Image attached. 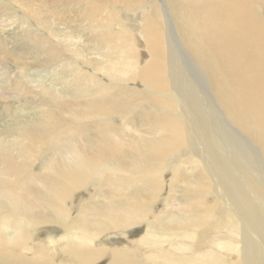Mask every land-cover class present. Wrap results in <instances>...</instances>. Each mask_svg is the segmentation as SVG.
<instances>
[{
  "label": "bare ground",
  "instance_id": "6f19581e",
  "mask_svg": "<svg viewBox=\"0 0 264 264\" xmlns=\"http://www.w3.org/2000/svg\"><path fill=\"white\" fill-rule=\"evenodd\" d=\"M151 1L153 6L141 8L131 26L116 12V6L129 10L132 3ZM65 2L67 7L89 4L83 13L87 30L101 34L107 59L94 64L61 47L79 42L52 30L69 21L59 10ZM14 4L25 11L19 22ZM159 4L0 0V20L7 19L0 29L24 25L43 57L63 65L80 85L70 97L75 101L67 98L73 91L62 96L35 86L45 101L44 119L16 131L19 135L2 147L0 264H264V0ZM168 18L177 42L210 84L217 108L249 150L235 143L232 152L233 141L223 140L210 121L203 125L201 114L213 112L199 109L200 89L192 78L184 76V88L179 84L177 73L184 71L173 70ZM12 54L3 48L0 66L12 60L21 72L29 70V63ZM98 72L113 89L124 78L145 84L149 94L141 93V101L146 125H151L148 139H142L133 118L122 116L134 106L113 97L110 83ZM7 76L0 67V79ZM30 85L16 86L19 95L36 93ZM192 107L195 123L202 125V140L196 142L203 141L206 158L187 157L194 148L188 124L194 121ZM112 116L120 117L122 127ZM127 127L134 134L125 133ZM228 150L231 161L222 157ZM208 155L216 160V173L208 165L199 169ZM190 170L197 175L189 177ZM180 181L183 198L176 196ZM223 230L227 234L219 236Z\"/></svg>",
  "mask_w": 264,
  "mask_h": 264
},
{
  "label": "rangeland",
  "instance_id": "374dc122",
  "mask_svg": "<svg viewBox=\"0 0 264 264\" xmlns=\"http://www.w3.org/2000/svg\"><path fill=\"white\" fill-rule=\"evenodd\" d=\"M163 1H164V3L159 0V3H160L159 6L164 7L165 2H168L169 0H163ZM64 4H65V6L64 7L62 6L63 8L60 7L59 10L61 9L64 14L69 15V21L67 23H59L58 26H53L52 30L54 32L60 33L62 36L70 35L74 40H76V38H78L79 42L76 43V46H73L70 48H68L66 44L62 45L61 47H64L66 50H75V51L79 52L84 57H87L89 60L93 61L94 64H98L99 62H102V60H104L103 58L107 59L108 58L107 53H109V51L106 50V48L104 46L105 44L101 40L102 39L101 34L98 32L87 30L86 21H85L86 16L83 15V13L89 7V4L87 2H85V3H78L77 2V4H75L73 6H71L69 4L68 7H67L66 2ZM153 4L154 3L152 1L147 2V3H139V2H137V4L132 3L131 7H129L130 8L129 10H128V8L116 6V12L119 13V17H121L120 18L121 22H123V23L125 22L124 25L131 26L133 24V21L136 20L133 18H137V16H139L140 9L141 8L148 9L151 6H153ZM66 7L70 8V9H67ZM131 8H133V10ZM8 9H9V7H8ZM14 9L16 10V13H17V14L14 13V15L18 16V18H14V20L19 22V19H21V20L23 19V14L25 11L21 10L19 8V6L16 4H14ZM128 14H130V15H128ZM135 14H137V15H135ZM105 15H103V16L100 15V18L105 17ZM6 21H7V19H4V20L2 19V20H0V23L5 24V23H7ZM29 25L33 26V27L35 26L36 30H38L35 23L32 22V20L29 22ZM23 26L24 25H22L20 23H16L14 25H11L10 28H7L5 30L0 29V53H1L2 49L5 48L6 50H9L11 52V54L13 53L12 56H16L18 59L21 58V60H23V61H21L19 59L21 62L29 63V66H30L29 70L27 68H25L24 72H21L20 70H18L19 69L17 66L18 64H16V62H13L12 60L8 61V62L5 61L2 65V66H4V68L7 69L8 76L6 78L0 79V152L2 150V147L5 146V143L7 141H9V140L12 141L15 138V136L19 135L17 132H19L22 128L23 129H29V127L31 125L34 126L33 125L34 123H36L37 121L40 122L41 120L44 119L43 109H44L45 101L43 99H41L42 97L39 95V92L35 86L40 84V85L50 89L52 92L57 93L58 95H62V96H67L68 93H69V95H71L70 92L73 91L72 96L67 97V98H69V100H73V98H70V97H73V95L76 94V92L74 90L78 89V86H80L78 84L79 82H77L78 79L76 80L74 74H72L69 70L65 69L63 67V65H61L59 63H53V65H52V63L50 64V61H49L50 56L45 55L43 57V55H44L43 50L38 46H37L38 47V50H37V47L29 41V37H31L32 34L28 33L26 31V29L23 28ZM168 26L171 27L172 36L174 37V39H172L171 47H169V51H171L169 53H170V56H172L171 58H172V63H173V67H174L173 70H175L177 72L184 71L181 73L182 75L180 73H177V78L179 80V84L182 85V87L184 88V84L182 82L183 78H185L184 76L188 77V79L192 78L193 81L198 86V88L200 89L199 90V96L201 98L202 106L199 109L204 108L209 113L213 112L212 115L211 114H203V115L201 114V116L203 118L202 121L204 122L203 125L205 124L206 121H210V124H212L214 127H216L219 130L220 137L223 140H225L231 144L233 141L232 149H231L232 152L235 153V143H238L241 146V149L249 150L248 145H247L246 141L243 139V137L241 136V138H240V135L238 133L232 132L234 130L231 127L230 123L226 121L225 116L217 108L213 97L210 95V84L208 83L205 76H203L202 74L199 73V71H198L199 66L196 65V62L191 59L188 52L185 51L183 49V47L181 46V44H179L177 42V39H176L175 35L173 34L172 25H171L169 18H168ZM24 29H25V31H24ZM2 43H4V44H2ZM29 47H30V49H29ZM20 53L24 54V56H19V55H22ZM143 53H144V51L142 49V55H143ZM109 56H110L109 58H111V53L109 54ZM45 57H47V58H45ZM173 57L176 58V60H178V64H176L177 62L174 63V61H176V60ZM94 60L99 61V62H96ZM31 61H33L35 63L33 64V62H31ZM36 61H39V62H36ZM44 61H45V63H44ZM30 63H31V65L33 64V66H31ZM37 63H39V64H37ZM44 64H45V66H44ZM48 64L50 66H48ZM2 66H0V67H2ZM57 66H58V68L59 67L60 68L58 69ZM84 68H85V70H89L88 69L89 67H87V66H84ZM93 72H94V69H93ZM189 72H191V74ZM2 73H4V72H2ZM10 75L13 77V79ZM98 75L100 78L104 79L106 84L110 83V89H113V87L111 86L112 82H111V80H109V78L107 76H105L104 74H102L100 72H98ZM45 79H46V81H45ZM74 79H75V81H74ZM185 79H187V78H185ZM28 80H29V82H28ZM35 82H37V83H35ZM27 83L33 85V86L30 85V89H32L36 93L28 94L27 96L19 95L20 94L19 92H21V91H19L18 89L24 88V87L27 88V86H28ZM13 86H14L15 90L13 89ZM16 86L19 88H17ZM178 89L180 90L181 88H178ZM13 91H14V93H13ZM15 91L16 92L18 91V92L15 93ZM141 93H148L144 83H142L139 80L138 81L137 80H129V79L124 78L123 81H120V87L113 89V92L111 94L113 95V97L122 98L123 101L127 102V106H130V105L134 106L132 109H129V110H126L125 112H123L122 116H124L125 119H127V120L129 118H133L135 120L136 129L141 132V134L143 136L142 139L145 140V139H148L150 137L149 129L151 128V125H146V118L144 116L145 111H146V105L144 102L141 101ZM182 93L184 94V92H182ZM36 96L40 97V99L35 98ZM64 99H66V97ZM73 101H75V100H73ZM80 101H81V98H80ZM33 102H34V104H32ZM190 110L192 112V115H189V117H191L194 121H188V120L187 121H188V124H189L191 130L193 129L192 134L194 136V139L192 140L193 144H191V146L194 148L191 149L189 147V150H188L189 155L187 157H189L190 155H192V156L204 155L203 158H206L207 153H206L203 141H200V142L202 143L201 147L204 148L205 153H204V151H199L196 149L197 144L200 145V142L197 143L196 140L197 141L202 140L201 137L199 136L200 134L198 133V131L199 132L201 131L200 128H202V125L199 122L195 123V118H196L197 112L193 111V107ZM112 119L114 120L115 124L118 127L119 126L122 127V125H123L122 120L120 119L119 116H112ZM28 125H30V126H28ZM195 129L197 132L195 131ZM194 131H195V133H194ZM125 133L130 135V134H134V131L128 129V127H127V130ZM236 134H237V136H236ZM198 137H199V139H198ZM11 138H13V139H11ZM182 150H185V148ZM15 156H16V158L17 157L19 158L18 154H15ZM187 157H184V158H187ZM222 157L231 161V151H229V150L223 151ZM39 158H41V157H39ZM207 158H208V160H206L207 164L204 161L203 163L200 164V168H199V166H198V168L201 169V168H203L204 165H206V166L208 165V167L214 173H216L217 171L213 165V162L216 163V160L212 159L209 155ZM0 162H1V160H0ZM249 165L252 168V163H249ZM37 168H39L38 165H37ZM196 175H197L196 171L190 170L189 177L196 176ZM184 178H186V177H184ZM177 186H178L177 187L178 192L176 193V196H177V198H183L184 197L183 181L178 182ZM210 226L211 225H209L205 229H209ZM222 232H225V234H227V231L223 230V231L219 232V236L221 235ZM99 263H100V261L96 264H99ZM100 264H106V263H104V261L101 260Z\"/></svg>",
  "mask_w": 264,
  "mask_h": 264
}]
</instances>
